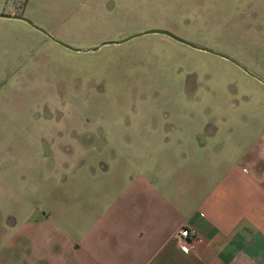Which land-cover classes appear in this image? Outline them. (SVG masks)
<instances>
[{"label": "crops", "instance_id": "0c3cea01", "mask_svg": "<svg viewBox=\"0 0 264 264\" xmlns=\"http://www.w3.org/2000/svg\"><path fill=\"white\" fill-rule=\"evenodd\" d=\"M217 108L196 126L107 131L119 141L103 147L74 129L46 155L6 144L0 264H264V130Z\"/></svg>", "mask_w": 264, "mask_h": 264}, {"label": "rangeland", "instance_id": "374dc122", "mask_svg": "<svg viewBox=\"0 0 264 264\" xmlns=\"http://www.w3.org/2000/svg\"><path fill=\"white\" fill-rule=\"evenodd\" d=\"M10 11L24 20L0 17V151L46 155L67 129L103 147L119 141L107 131L196 126L219 103L264 130V0H0Z\"/></svg>", "mask_w": 264, "mask_h": 264}, {"label": "built area", "instance_id": "2783aa9c", "mask_svg": "<svg viewBox=\"0 0 264 264\" xmlns=\"http://www.w3.org/2000/svg\"><path fill=\"white\" fill-rule=\"evenodd\" d=\"M194 235L193 230H189L188 228H180L176 234V240L183 252L188 251L187 241L190 236Z\"/></svg>", "mask_w": 264, "mask_h": 264}, {"label": "water", "instance_id": "95a60500", "mask_svg": "<svg viewBox=\"0 0 264 264\" xmlns=\"http://www.w3.org/2000/svg\"><path fill=\"white\" fill-rule=\"evenodd\" d=\"M0 16H6V17H12V18H19V19H21V20H24L22 17H19V16H11V15H7V14H0ZM149 32L164 34V35H167V36L171 37L172 39H174V40H176V41H178V42H181V43H183V44H186V45H188V46H190V47H193V48H196V49H200V50H203V51H207V52H211V51H209V50H207V49H205V48H200V47H196V46H194V45H192V44H189V43H187V42H185V41H183V40H181V39H179V38L173 36L172 34H170V33L167 32V31H163V30H148V31H145V32H142V33H149ZM96 48H97V47H96ZM93 49H95V48H92V50H93ZM219 56H221V57L227 59V57H225V56H223V55H219ZM261 82H262V81H261ZM263 83H264V82H263Z\"/></svg>", "mask_w": 264, "mask_h": 264}]
</instances>
